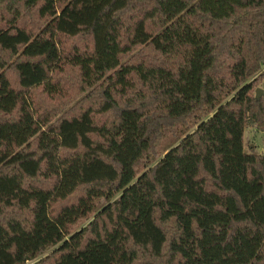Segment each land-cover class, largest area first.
I'll list each match as a JSON object with an SVG mask.
<instances>
[{"label":"trees","instance_id":"16d2710c","mask_svg":"<svg viewBox=\"0 0 264 264\" xmlns=\"http://www.w3.org/2000/svg\"><path fill=\"white\" fill-rule=\"evenodd\" d=\"M246 129L264 0H0V264H264Z\"/></svg>","mask_w":264,"mask_h":264},{"label":"rangeland","instance_id":"374dc122","mask_svg":"<svg viewBox=\"0 0 264 264\" xmlns=\"http://www.w3.org/2000/svg\"><path fill=\"white\" fill-rule=\"evenodd\" d=\"M244 151L247 154L264 156V133L246 129L243 134Z\"/></svg>","mask_w":264,"mask_h":264},{"label":"water","instance_id":"95a60500","mask_svg":"<svg viewBox=\"0 0 264 264\" xmlns=\"http://www.w3.org/2000/svg\"><path fill=\"white\" fill-rule=\"evenodd\" d=\"M261 95H262V91L261 90H257L255 97L258 99V98L261 97Z\"/></svg>","mask_w":264,"mask_h":264}]
</instances>
